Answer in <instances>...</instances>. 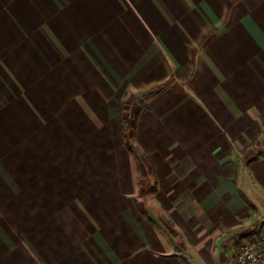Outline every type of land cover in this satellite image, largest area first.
I'll list each match as a JSON object with an SVG mask.
<instances>
[{"label":"crops","instance_id":"obj_1","mask_svg":"<svg viewBox=\"0 0 264 264\" xmlns=\"http://www.w3.org/2000/svg\"><path fill=\"white\" fill-rule=\"evenodd\" d=\"M262 218L264 0H0V264H236Z\"/></svg>","mask_w":264,"mask_h":264},{"label":"built area","instance_id":"obj_2","mask_svg":"<svg viewBox=\"0 0 264 264\" xmlns=\"http://www.w3.org/2000/svg\"><path fill=\"white\" fill-rule=\"evenodd\" d=\"M236 264H264V218L236 249Z\"/></svg>","mask_w":264,"mask_h":264},{"label":"rangeland","instance_id":"obj_3","mask_svg":"<svg viewBox=\"0 0 264 264\" xmlns=\"http://www.w3.org/2000/svg\"><path fill=\"white\" fill-rule=\"evenodd\" d=\"M131 105V104H130ZM128 109V107H127ZM130 116V117H129ZM127 118H131V115H129ZM126 118V116H125ZM133 120L135 119V114L132 115ZM129 120V119H128ZM130 124H132V120H129ZM126 140L124 141L126 146L131 149V151H134L137 155H139L141 158L139 159L140 164L138 165L137 169V176L136 180L137 183H142L144 180V175L148 173L150 170L146 159L143 158V153L140 151V147L138 146L136 140H134L132 133H130L127 137H125Z\"/></svg>","mask_w":264,"mask_h":264},{"label":"trees","instance_id":"obj_4","mask_svg":"<svg viewBox=\"0 0 264 264\" xmlns=\"http://www.w3.org/2000/svg\"><path fill=\"white\" fill-rule=\"evenodd\" d=\"M118 113H119V123H120V127H121V131H122V134H123V137H124V141H125V132H126V128H125V119H124V104L123 103H120L119 104V107H118ZM139 114H140V112H138V113H136L135 114V119H134V121H135V123L137 122V120H138V118H139ZM134 137V140H136L135 139V135H133ZM130 151H131V149H130ZM143 184L142 185H144L145 186V181H143L142 182ZM145 188V187H144ZM148 191L146 190V193H147Z\"/></svg>","mask_w":264,"mask_h":264}]
</instances>
